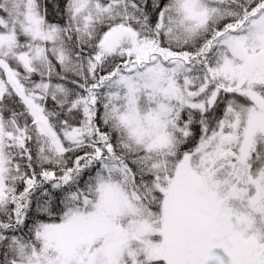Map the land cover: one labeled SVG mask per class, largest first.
<instances>
[{"label":"snow or ice","instance_id":"snow-or-ice-1","mask_svg":"<svg viewBox=\"0 0 264 264\" xmlns=\"http://www.w3.org/2000/svg\"><path fill=\"white\" fill-rule=\"evenodd\" d=\"M0 264H264V0H0Z\"/></svg>","mask_w":264,"mask_h":264}]
</instances>
